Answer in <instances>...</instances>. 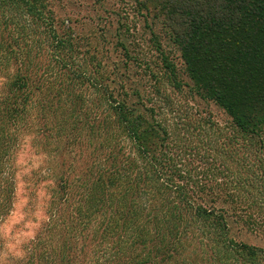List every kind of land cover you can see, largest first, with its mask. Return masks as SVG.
<instances>
[{"label":"trees","instance_id":"16d2710c","mask_svg":"<svg viewBox=\"0 0 264 264\" xmlns=\"http://www.w3.org/2000/svg\"><path fill=\"white\" fill-rule=\"evenodd\" d=\"M140 7L163 19L190 87L151 27L162 74L120 93L48 0H0V221L23 139L51 156L46 218L12 264H264L229 226L264 237V0ZM183 87L232 133L182 113L169 91Z\"/></svg>","mask_w":264,"mask_h":264},{"label":"rangeland","instance_id":"374dc122","mask_svg":"<svg viewBox=\"0 0 264 264\" xmlns=\"http://www.w3.org/2000/svg\"><path fill=\"white\" fill-rule=\"evenodd\" d=\"M143 0H48L58 18L69 20L72 30L83 47L88 44L99 54L104 71L112 86L120 93L139 91L146 95L152 90L149 72L162 74L161 61L155 51L150 27L157 35L162 50L176 66L179 78L191 85L180 58L171 44L163 19H152L140 7ZM153 14L152 5H149ZM150 14V15H151ZM87 48V47H84ZM124 48V50H122ZM123 88V90L121 89ZM183 87L182 93L169 91L179 110L185 114L211 117L225 132L231 134L230 119L210 102H202ZM89 95V92L86 93ZM146 100V98H143ZM135 101V99H133ZM148 108L150 104H145ZM51 156L34 146L27 136L20 143L15 155V201L11 213L0 221V264L26 258L29 243L35 238L45 220V210L52 186ZM264 216V213H263ZM231 235L238 241L264 249V237L246 231L239 220L229 219ZM26 260V259H24Z\"/></svg>","mask_w":264,"mask_h":264}]
</instances>
